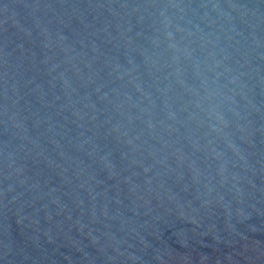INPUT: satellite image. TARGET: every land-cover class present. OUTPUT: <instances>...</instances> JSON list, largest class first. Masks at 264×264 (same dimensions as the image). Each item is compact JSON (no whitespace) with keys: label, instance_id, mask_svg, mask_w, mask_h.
I'll return each instance as SVG.
<instances>
[{"label":"water","instance_id":"95a60500","mask_svg":"<svg viewBox=\"0 0 264 264\" xmlns=\"http://www.w3.org/2000/svg\"><path fill=\"white\" fill-rule=\"evenodd\" d=\"M0 264H264V0H0Z\"/></svg>","mask_w":264,"mask_h":264}]
</instances>
